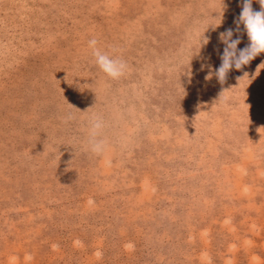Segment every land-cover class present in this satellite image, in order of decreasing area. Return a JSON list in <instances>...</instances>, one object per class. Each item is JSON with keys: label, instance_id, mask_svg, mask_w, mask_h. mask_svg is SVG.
Segmentation results:
<instances>
[{"label": "rangeland", "instance_id": "1", "mask_svg": "<svg viewBox=\"0 0 264 264\" xmlns=\"http://www.w3.org/2000/svg\"><path fill=\"white\" fill-rule=\"evenodd\" d=\"M242 3L0 0V264H264V53L215 76Z\"/></svg>", "mask_w": 264, "mask_h": 264}, {"label": "clouds", "instance_id": "2", "mask_svg": "<svg viewBox=\"0 0 264 264\" xmlns=\"http://www.w3.org/2000/svg\"><path fill=\"white\" fill-rule=\"evenodd\" d=\"M260 4V10L255 11L252 7L253 0H243L242 11L236 21V31H240V25H243L246 31L249 44L239 49L238 45L241 43L239 38L233 39V30L227 29L225 32L220 33V40L225 45L223 54L220 56L222 61L219 68L215 70V76L219 82L223 83L226 80L227 74L233 68L240 70L243 66L248 65L261 53H264V0H257ZM98 40L92 38L88 41V46L92 50V55L95 57V63L100 70L111 79L117 80L124 76L128 70L126 61L119 57L110 56L108 53L102 51L97 45ZM208 39L204 36L201 44H207ZM264 65L262 63L258 69ZM257 69V70H258ZM248 76L247 73L244 77ZM243 77V78H244ZM208 78V77H206ZM238 77L237 80L241 79ZM223 91L220 98H223ZM67 120L73 119L69 115ZM88 140L86 147L95 155L102 156L107 151V141L102 138L105 122L99 115H93L89 120Z\"/></svg>", "mask_w": 264, "mask_h": 264}]
</instances>
